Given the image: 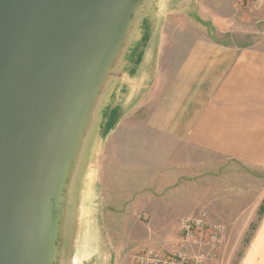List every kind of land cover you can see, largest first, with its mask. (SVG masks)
Here are the masks:
<instances>
[{"label":"rangeland","instance_id":"374dc122","mask_svg":"<svg viewBox=\"0 0 264 264\" xmlns=\"http://www.w3.org/2000/svg\"><path fill=\"white\" fill-rule=\"evenodd\" d=\"M140 4L133 6L122 26L132 30L127 42L120 39V51L116 49L102 74L100 100L93 106L97 120L87 125L94 134L89 156L81 162V151L77 155L76 166L82 169L83 163L87 171L80 170L74 202L68 204L70 196L66 208L64 201L57 211L56 257L64 264H131L133 255L146 249L178 252L182 219L203 212L223 232L217 245L208 243L197 252L204 263L235 264L249 238L243 236L241 218L264 199V172L205 154L198 159V170L190 169L178 181H119V174H140L166 153L163 135L142 134L139 128L144 126L134 130L131 93L134 80H140L133 77L135 65L146 75L154 73L155 60H165V41L160 37L165 33L169 40L184 35L190 41L188 36L197 35L188 33L197 30L199 36H212L224 45L264 49V0H140ZM213 14L221 19L217 26L208 20ZM149 32L156 44H148ZM158 46L161 54L156 56ZM141 50L146 53L140 67Z\"/></svg>","mask_w":264,"mask_h":264},{"label":"water","instance_id":"95a60500","mask_svg":"<svg viewBox=\"0 0 264 264\" xmlns=\"http://www.w3.org/2000/svg\"><path fill=\"white\" fill-rule=\"evenodd\" d=\"M136 3L0 0V264L56 262L62 168H73L80 154L62 159L49 190L58 136L71 113L69 139L81 114L86 132L102 74L131 34L122 26Z\"/></svg>","mask_w":264,"mask_h":264},{"label":"crops","instance_id":"0c3cea01","mask_svg":"<svg viewBox=\"0 0 264 264\" xmlns=\"http://www.w3.org/2000/svg\"><path fill=\"white\" fill-rule=\"evenodd\" d=\"M208 20L221 23L214 14ZM188 34L197 36H160L165 60H155L154 73L134 67L140 79L131 93L134 130L144 126L142 134L163 135L166 153L155 159L160 169L153 161L140 174H119V181H178L198 170L205 154L264 172V49L224 45L197 30ZM145 38L157 42L150 32ZM145 53L139 52L140 67ZM263 200L241 218L249 238L235 264H264Z\"/></svg>","mask_w":264,"mask_h":264},{"label":"bare ground","instance_id":"6f19581e","mask_svg":"<svg viewBox=\"0 0 264 264\" xmlns=\"http://www.w3.org/2000/svg\"><path fill=\"white\" fill-rule=\"evenodd\" d=\"M94 93V92H93ZM93 93L91 94V96L88 99V103H90L92 101V96ZM97 100H100L99 97L95 98V104L97 102ZM97 120V115L94 113L91 115L90 120H89V126L90 123H93L94 121ZM75 122V114L71 113V115L69 116L68 120L66 121V125L64 126L63 130H61V133L58 136V142L59 144L56 146V152L54 154V165L53 168L51 170V173L49 175V177L46 178V187L49 190H52L53 186L55 185V183L58 182L59 179V169H60V164L63 158L67 159L69 162L70 159L73 158V156L81 151V155H82V161H85L88 156H89V151L91 149V143L93 140V130L91 127H86V132L83 134L81 132L82 128L85 127V122H84V116L81 114L80 117L78 118V120L75 123V127L76 128H80V130L78 129L76 135L73 137V140L69 139L71 137V130L72 127L74 125ZM75 140L77 146L75 143H73ZM81 159V158H80ZM72 162V161H70ZM81 167L80 165L78 167V165L74 166L73 168H70L71 164L67 165H63L62 170L64 171L65 169V173H63V179L61 184L63 185V187L65 188V192H64V201H65V205L64 207L66 208L67 205V198L69 199L70 196L71 197V201L69 202L68 200V204L71 203L72 201L74 202L75 196L77 194L78 191V182L81 180V175H79L81 173V171L83 170L84 172L87 171V167L85 164L81 163ZM68 169V171H66ZM81 170V171H80ZM79 196V195H77ZM70 205V204H69ZM64 215L67 214V210H64ZM62 219H64L61 216ZM54 264H64V260L62 259H56V262Z\"/></svg>","mask_w":264,"mask_h":264},{"label":"built area","instance_id":"2783aa9c","mask_svg":"<svg viewBox=\"0 0 264 264\" xmlns=\"http://www.w3.org/2000/svg\"><path fill=\"white\" fill-rule=\"evenodd\" d=\"M222 232V226L207 221L203 212L187 216L181 221L182 250L164 253L146 249L136 252L131 264H210L204 263L203 256L197 251L208 243L212 247L217 245Z\"/></svg>","mask_w":264,"mask_h":264}]
</instances>
